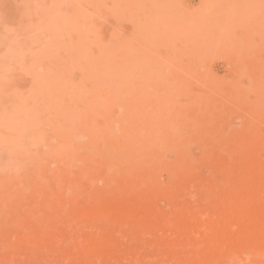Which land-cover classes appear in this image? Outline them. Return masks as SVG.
I'll return each mask as SVG.
<instances>
[{
	"label": "bare ground",
	"instance_id": "1",
	"mask_svg": "<svg viewBox=\"0 0 264 264\" xmlns=\"http://www.w3.org/2000/svg\"><path fill=\"white\" fill-rule=\"evenodd\" d=\"M64 11L57 1L42 15L53 13V21ZM91 18L68 35L51 83L35 75L48 50L35 65L43 94L32 96L34 133L26 142L41 143L43 157L15 162L0 154V264H37L34 255L45 250L59 257L45 264H136L140 250L116 236L128 232L134 242L158 227L188 233L173 240L161 231L168 236L147 242L152 250L138 264H159L155 258L165 255L172 264L219 257L264 264V0H204L196 21L181 28L186 46L173 59L174 74L151 56L141 63L131 46L115 51V25L104 39ZM215 44L232 58L233 79L203 75V89L194 91L186 58L198 65ZM206 166L223 180L203 176ZM160 168L171 177L167 188L158 183ZM193 187L197 205L182 200ZM160 196L178 202L161 209ZM182 213L188 218L177 220ZM18 251L24 256L15 259Z\"/></svg>",
	"mask_w": 264,
	"mask_h": 264
},
{
	"label": "rangeland",
	"instance_id": "2",
	"mask_svg": "<svg viewBox=\"0 0 264 264\" xmlns=\"http://www.w3.org/2000/svg\"><path fill=\"white\" fill-rule=\"evenodd\" d=\"M57 1L60 4L62 3V6L66 9L64 11L66 15L64 13V16L58 14L60 17L52 21L51 18H54L55 15L49 13V16L44 19L45 16L43 15L45 14L42 15V13L46 12L49 6L55 5ZM203 2L204 0H115V2L114 0H0V154L3 155L4 160L20 162L28 155L29 157H43L41 155V143L31 145L26 142L34 133L29 124L31 119L30 107L33 102L32 96L35 95V99H42L43 94V90L37 86L36 79L38 78L40 81L49 84L57 76L56 71H60L59 60L63 54L66 39H68V35L70 36L73 33L74 29L76 30L78 22L88 23L91 14L95 29L99 36L104 39H107L108 31L112 30L115 25V51L121 53V49L125 45L131 46L133 48L132 53L141 63L144 61L142 56L148 55L151 56V61L158 64L157 66L166 73L174 74L178 73L180 69L173 59L181 54L186 46V37L182 35L184 30L182 31L181 28L185 27L191 20L196 21V16L200 13ZM114 5L115 10L119 13V15L115 14V17L107 11ZM95 9H98L96 13L94 12ZM74 11L79 12V17L72 16L71 13ZM221 46L215 44L214 47L212 46L213 48L205 50L198 65L186 58L192 68L191 71L195 72L194 75L188 76L192 90L198 92L203 89L204 86L201 81L203 75H208L218 81H232L234 64L231 62L232 58L224 57L220 53ZM44 50H48V58H42ZM262 54L264 57V51ZM39 60L40 68L43 71L39 74L36 73L37 78H35L34 68ZM48 62L55 63L54 68ZM236 119H234V122L238 123L240 119ZM190 149L196 155L201 153V147L198 144L192 143ZM85 152L86 150L83 151L86 156L87 153ZM161 169L157 173L160 174L162 171L163 173L159 176L156 173V177L158 176L161 180L158 183L167 188L168 185L170 186L171 177L167 170ZM200 173L205 177H214L218 181L224 178L223 174L217 173L216 175V172L210 170L208 166L204 169L201 168ZM102 184V182H98L95 185L102 186ZM196 189L193 187L191 191L193 193L185 195L182 200L184 199L185 203L199 204L197 200L198 190ZM167 198V196H160L155 200V204L161 209L170 210L178 200ZM198 198L200 200V197ZM208 209L210 210V208H207L209 215L214 214V209L210 212ZM182 214L177 217V220L185 221L188 218V213ZM94 222L96 223L94 224ZM92 224L97 226L99 222L93 221ZM137 224L139 223L133 222L132 225L137 226ZM59 226L69 231L66 222H60ZM158 228L153 230L154 233L150 232L151 234L146 231L142 232L141 236L134 238L138 242H135L134 239V242H132L131 237L127 234L128 232L119 233L120 235L116 237L131 246L130 249L140 250L138 256L134 258L135 263L138 264L137 262H141L144 258L139 254L145 250L148 252L152 250L151 243L154 239L169 234L170 239L176 240L178 239L177 236L188 233L182 230L172 233L166 228ZM161 231L169 233L164 234L162 232V234ZM147 233L148 235H146ZM171 234L176 236H174L175 239ZM140 241L142 243L144 241L146 243L152 242L147 243L148 246H143L144 244ZM188 247L187 249L190 250L191 247ZM125 250H119L118 255L127 256L128 251ZM145 252L143 255L146 254ZM12 256L18 259L24 254L18 251L12 253ZM57 258H59L57 253L49 250H45L41 255H34L37 264H45L49 259ZM134 259L131 260L135 261ZM155 260L159 264L173 263L169 255H165L164 258L160 256ZM227 262L228 260L224 257H219L214 259L211 264H234V261Z\"/></svg>",
	"mask_w": 264,
	"mask_h": 264
}]
</instances>
